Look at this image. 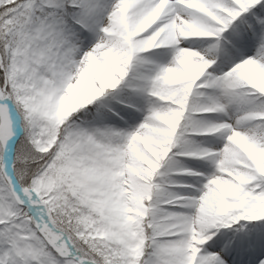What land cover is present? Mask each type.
Instances as JSON below:
<instances>
[{"label": "snow or ice", "instance_id": "6c2138e0", "mask_svg": "<svg viewBox=\"0 0 264 264\" xmlns=\"http://www.w3.org/2000/svg\"><path fill=\"white\" fill-rule=\"evenodd\" d=\"M0 264H264V0H0Z\"/></svg>", "mask_w": 264, "mask_h": 264}]
</instances>
